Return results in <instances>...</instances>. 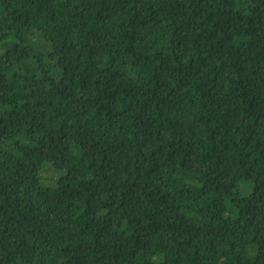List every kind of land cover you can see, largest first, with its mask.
Masks as SVG:
<instances>
[{
  "label": "trees",
  "instance_id": "1",
  "mask_svg": "<svg viewBox=\"0 0 264 264\" xmlns=\"http://www.w3.org/2000/svg\"><path fill=\"white\" fill-rule=\"evenodd\" d=\"M0 264H264V0H0Z\"/></svg>",
  "mask_w": 264,
  "mask_h": 264
}]
</instances>
